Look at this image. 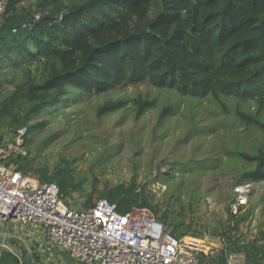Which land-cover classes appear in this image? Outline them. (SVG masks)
Masks as SVG:
<instances>
[{
  "label": "trees",
  "instance_id": "trees-1",
  "mask_svg": "<svg viewBox=\"0 0 264 264\" xmlns=\"http://www.w3.org/2000/svg\"><path fill=\"white\" fill-rule=\"evenodd\" d=\"M0 1L4 3L0 62L12 59L13 55L14 62L23 61L24 68L22 82L14 91L2 95L0 90L1 132L14 124L19 129L26 124L28 115L44 114L48 106L74 98L69 96L70 91H105L123 75L133 81L146 78L154 87H169L182 96H235L264 105V0H156V16L141 28L135 24L130 28L128 18L143 0ZM25 23L32 28L12 33L13 28ZM111 28H116L122 36L111 35L100 43V38ZM82 47L77 66L68 68L59 64L63 54ZM41 63L45 72L36 76L30 67ZM117 108L108 104L99 112ZM7 115H15L13 124L2 123ZM42 125L24 126L25 137L28 130L34 131ZM17 128L10 132L13 138ZM243 158H257L256 172L263 174L264 152ZM26 160L12 153L4 164L40 182L55 183L65 198L75 190L70 169L61 163L52 168L41 164L33 167ZM99 198L115 203L122 215L139 208L163 223L157 218L155 205L135 179L104 189ZM228 217L229 220L218 221L220 234L214 230L215 234L211 235L224 237L222 248L213 256L195 253L201 263L226 264L228 254L243 253L245 264H264V244L247 236L231 237L230 232L238 230L239 221L234 220L232 213ZM178 228L174 223L167 229L174 236H209L205 232L199 235L191 226L187 229L189 234ZM11 246L21 252V257L18 259L11 250L3 249L0 264H24L20 247ZM32 258L35 263L39 261L34 254Z\"/></svg>",
  "mask_w": 264,
  "mask_h": 264
},
{
  "label": "rangeland",
  "instance_id": "rangeland-1",
  "mask_svg": "<svg viewBox=\"0 0 264 264\" xmlns=\"http://www.w3.org/2000/svg\"><path fill=\"white\" fill-rule=\"evenodd\" d=\"M156 14V0H143L129 14L130 28L134 24L141 28ZM116 34L122 36L116 28L108 29L100 43ZM82 52L83 47L63 54L59 64L77 66ZM10 57L0 62L2 95L14 91L23 79V61ZM30 71L40 76L44 64L33 65ZM68 93L74 98L26 117V128L43 125L28 130L15 152L33 167L61 163L69 168L76 185L67 197L70 206L81 209L99 200L104 189L135 179L168 229L176 223L189 234L191 226L209 235L200 238L215 247L224 238L211 236L214 230L220 234L218 221L229 220L241 200L238 189L248 184L244 204L232 213L238 230L230 234L264 244V172L257 174V158H243L264 152V105L235 96H182L169 87H154L146 78L133 81L124 75L105 91ZM108 104L118 108L100 114ZM14 117L7 115L2 123L13 124ZM12 126L0 131L1 144L14 143L10 132L18 126ZM24 229L13 227L9 233L21 231L13 239L23 242L32 258L36 251ZM7 247L21 257L20 251ZM235 254L245 264L244 254Z\"/></svg>",
  "mask_w": 264,
  "mask_h": 264
},
{
  "label": "built area",
  "instance_id": "built-area-1",
  "mask_svg": "<svg viewBox=\"0 0 264 264\" xmlns=\"http://www.w3.org/2000/svg\"><path fill=\"white\" fill-rule=\"evenodd\" d=\"M3 14L4 4L0 2V23ZM31 28V24H21L12 33ZM25 133L22 128L16 132L14 143L0 144L1 235L7 237L13 227L41 226L51 245L81 264H203L195 253L215 254L216 249L203 252L197 248L194 239L213 246L206 237L174 236L162 222L139 208L122 215L115 203L99 199L77 209L67 203L55 183L40 182L24 176L14 166H6L4 160L16 154ZM248 187L242 186L243 193L247 194ZM237 202L232 213L244 204L242 198ZM219 243L224 244L223 240ZM3 249L10 250L0 244V256ZM237 259V254L230 253L226 263L240 264Z\"/></svg>",
  "mask_w": 264,
  "mask_h": 264
},
{
  "label": "crops",
  "instance_id": "crops-1",
  "mask_svg": "<svg viewBox=\"0 0 264 264\" xmlns=\"http://www.w3.org/2000/svg\"><path fill=\"white\" fill-rule=\"evenodd\" d=\"M25 228L26 229H24V232H25V235L27 236L26 239L29 241V245L33 246V248L36 251L35 253L32 251V253L39 258V261L37 263H35L33 258H31L34 264H81V263L71 260L68 257V254L66 253V251L58 249L54 247L53 245H51L48 239V236L46 234V231L43 227L38 226V225H30ZM8 233H9V230H8ZM17 233H21V231L13 230V232L7 235V237L15 238L14 235H17ZM215 246L217 247L215 250L216 251L215 254H216L218 251H220L222 246L220 245L219 241L215 243ZM15 256H17L19 259V256L17 254H15Z\"/></svg>",
  "mask_w": 264,
  "mask_h": 264
},
{
  "label": "water",
  "instance_id": "water-1",
  "mask_svg": "<svg viewBox=\"0 0 264 264\" xmlns=\"http://www.w3.org/2000/svg\"><path fill=\"white\" fill-rule=\"evenodd\" d=\"M65 17H63L64 19ZM0 244H6V245H18L24 255V264H32V259H31V255L29 253V250L27 248V246L17 240V239H13L10 237H5L3 235H0Z\"/></svg>",
  "mask_w": 264,
  "mask_h": 264
},
{
  "label": "bare ground",
  "instance_id": "bare-ground-1",
  "mask_svg": "<svg viewBox=\"0 0 264 264\" xmlns=\"http://www.w3.org/2000/svg\"><path fill=\"white\" fill-rule=\"evenodd\" d=\"M238 192H242V188H240L239 190H238ZM244 195H242L240 198H243L244 199ZM194 242L196 243V245H197V248L199 249V250H203V251H205V252H207L208 250H209V248H212V249H215L216 248V246L214 247V246H210V245H206L205 243H203V242H205V241H200V240H195L194 239Z\"/></svg>",
  "mask_w": 264,
  "mask_h": 264
},
{
  "label": "clouds",
  "instance_id": "clouds-1",
  "mask_svg": "<svg viewBox=\"0 0 264 264\" xmlns=\"http://www.w3.org/2000/svg\"><path fill=\"white\" fill-rule=\"evenodd\" d=\"M240 188H242V186L240 187ZM239 188V189H240ZM240 194H242V195H244L245 193H243V188H242V192H240ZM248 194V193H247ZM247 194H245L244 196H246ZM242 200H243V198H242Z\"/></svg>",
  "mask_w": 264,
  "mask_h": 264
}]
</instances>
